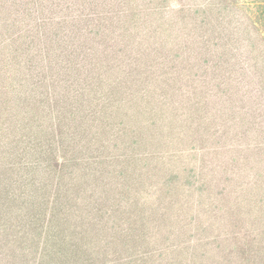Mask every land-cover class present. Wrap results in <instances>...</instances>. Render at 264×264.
<instances>
[{
	"label": "trees",
	"instance_id": "16d2710c",
	"mask_svg": "<svg viewBox=\"0 0 264 264\" xmlns=\"http://www.w3.org/2000/svg\"><path fill=\"white\" fill-rule=\"evenodd\" d=\"M0 264H264V0H0Z\"/></svg>",
	"mask_w": 264,
	"mask_h": 264
}]
</instances>
